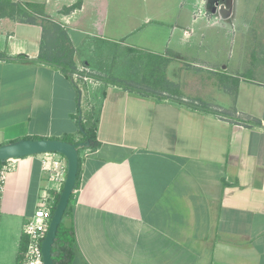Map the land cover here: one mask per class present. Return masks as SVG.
<instances>
[{
	"label": "crops",
	"instance_id": "0c3cea01",
	"mask_svg": "<svg viewBox=\"0 0 264 264\" xmlns=\"http://www.w3.org/2000/svg\"><path fill=\"white\" fill-rule=\"evenodd\" d=\"M21 1L31 20L0 16V146L79 139L86 112L98 120L64 219L72 264H264V70L188 61L196 74L175 77L170 67L201 53L183 49L189 1ZM119 49L166 61L165 91L100 81ZM76 72L98 81L82 91ZM42 157H16L8 173L0 264H19L27 247L24 223L50 185Z\"/></svg>",
	"mask_w": 264,
	"mask_h": 264
},
{
	"label": "rangeland",
	"instance_id": "374dc122",
	"mask_svg": "<svg viewBox=\"0 0 264 264\" xmlns=\"http://www.w3.org/2000/svg\"><path fill=\"white\" fill-rule=\"evenodd\" d=\"M13 1L17 4L16 10L13 11L12 5H5L3 6L4 9L1 10L4 13L0 11V16L13 15V17L19 19H27L28 16L20 12L21 10L19 9L20 7L25 8L23 2L21 0ZM179 1L183 5L186 1H189V9L192 7L191 14L189 13V15L194 19L193 24L189 26L181 25L180 27L184 41L187 43V47L185 46L183 49L188 51L199 50L201 53H195L199 57H188L187 61L182 63V65L176 64L175 67H170L171 70L173 68V71H176L175 77L184 76L185 73L183 71L189 74L190 78L196 74L195 72L198 71L199 67L192 65L188 61L200 65L216 66L219 61L224 60L231 67L234 63L242 61L240 64L242 65L241 69L244 74H247L246 71H248L251 65H256L259 69L264 70V0ZM26 10L29 11L28 9ZM172 16H175L174 9L171 11V14L168 13L166 16L160 15V17ZM166 29L167 27L163 30L165 31ZM162 34L164 33L162 32ZM204 34L207 37L201 38ZM191 39L193 44L191 43ZM206 51L209 53H206ZM117 52L118 55L112 71L98 74L103 79L100 81L107 83V79L113 76H122V78L128 80V83H132L145 91L157 93L165 91L163 89H166L167 85H165V82L156 81L155 75H157V80L160 78L162 81L169 80V74L167 73L168 65L162 64L163 62L166 63V61L161 62L157 68V73L150 74L147 68L149 59L146 55L147 53L145 54L142 50L137 49L130 51L119 49ZM229 55L233 56V58L230 59ZM259 76L263 80L264 71L263 73H259ZM91 77L93 80L89 81L91 82L89 84H94L98 81L94 76ZM177 81L176 79L171 81V86L176 87V85L180 84Z\"/></svg>",
	"mask_w": 264,
	"mask_h": 264
},
{
	"label": "built area",
	"instance_id": "2783aa9c",
	"mask_svg": "<svg viewBox=\"0 0 264 264\" xmlns=\"http://www.w3.org/2000/svg\"><path fill=\"white\" fill-rule=\"evenodd\" d=\"M78 87L84 90L93 78L85 72L73 73ZM17 158L11 157L0 163V197L5 190L8 173L16 169ZM42 170L46 173L49 186L39 197L34 213L24 223L23 231L28 237L27 247L19 264H45L43 241L48 233L54 213L55 201L61 194L68 175V159L59 152L43 153Z\"/></svg>",
	"mask_w": 264,
	"mask_h": 264
},
{
	"label": "trees",
	"instance_id": "16d2710c",
	"mask_svg": "<svg viewBox=\"0 0 264 264\" xmlns=\"http://www.w3.org/2000/svg\"><path fill=\"white\" fill-rule=\"evenodd\" d=\"M5 5H12L13 11L16 10V3L13 0H0V11L4 9L3 6ZM29 5V4H28ZM25 7V6H24ZM29 7H31V5H29ZM26 8V7H25ZM23 8H19L24 14H26L27 19L31 20L32 17L29 14V12L26 9ZM1 13H4L1 11ZM2 16V15H1ZM7 16V15H5ZM11 17H13V15H9ZM0 57H7L4 54H0ZM22 58H24L25 56H20ZM41 60H45V58L43 56L39 57ZM157 58H155L154 56H149L148 62H147V68L148 71L151 73H157V68L158 66L161 64V61H155ZM164 64V63H162ZM166 65V64H165ZM76 69V66L72 67V70L74 71ZM165 74V73H164ZM157 78V75H155ZM108 82H112L114 84L117 85H121L123 87H127L130 89H134V90H142L145 91L144 89L135 86L132 83H128L127 79L122 78V77H116L113 76L110 79H107ZM157 81H161L162 83L164 81H162V79L160 78ZM250 122L252 121L249 120ZM97 125H98V120L95 119L94 114L92 111H88L86 112V114L83 116L82 120L80 121L79 124V132H81V137L79 139L75 138L73 136L74 139H70L69 136L64 137L63 139L65 141H68L70 143H77V150L79 153V171H78V176H77V180H76V184H75V189H77L78 187H80L81 185V151L84 150L86 147H96L97 146V134H96V130H97ZM31 139H41L39 137H24L20 140H31ZM19 141L14 140L13 142ZM83 143V144H80ZM0 163H2V161L0 160ZM60 194L57 196L56 201H55V207L58 203ZM74 197V191L71 194V198H70V202L69 205L67 207V210L65 212V216L68 215L70 213V211L72 210V200ZM54 207V209H55ZM65 216L63 218V221L61 222L59 229H58V233L56 236V239L53 243V247H52V253H53V263L54 264H72L74 255H75V250H76V234H75V228H74V224L71 225H67L64 221Z\"/></svg>",
	"mask_w": 264,
	"mask_h": 264
},
{
	"label": "water",
	"instance_id": "95a60500",
	"mask_svg": "<svg viewBox=\"0 0 264 264\" xmlns=\"http://www.w3.org/2000/svg\"><path fill=\"white\" fill-rule=\"evenodd\" d=\"M45 152H59L65 155L68 159L67 179L60 194L58 203L54 209L48 233L43 241L45 264H54L52 253L53 243L56 239L59 226L65 216L71 194L75 189L79 171V153L77 150V143L73 144L62 139L19 140L0 146V160L4 162L11 157H23L29 154Z\"/></svg>",
	"mask_w": 264,
	"mask_h": 264
}]
</instances>
